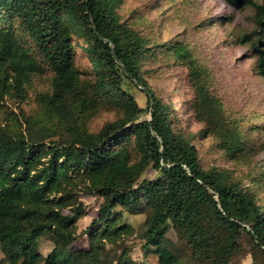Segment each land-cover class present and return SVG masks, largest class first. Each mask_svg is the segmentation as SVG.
Instances as JSON below:
<instances>
[{
	"label": "trees",
	"instance_id": "1",
	"mask_svg": "<svg viewBox=\"0 0 264 264\" xmlns=\"http://www.w3.org/2000/svg\"><path fill=\"white\" fill-rule=\"evenodd\" d=\"M222 1L235 11L253 9L254 30L227 44L247 46L264 79V0ZM122 4L0 0V264H147L151 257L155 264H231L242 232L264 257V178L244 186L221 166L205 167L195 147L200 136L230 162H245L257 152L251 133L264 132V122L243 126L228 118L194 53L155 41V20L143 29L123 21ZM214 19L231 21L226 14ZM77 52L90 66L87 79ZM159 56L187 71L192 92L180 111L145 80L146 63ZM34 77L49 80L36 97L38 111L17 112L10 105L24 102ZM123 79L143 88L148 118L140 120L143 109ZM101 112L116 118L93 131ZM183 117L198 131L183 127ZM48 133L57 139L47 140ZM148 169L158 176L141 180ZM83 195L101 203L84 232L88 250L76 258ZM126 210L144 221L137 228L125 223ZM169 226L176 243L166 237ZM134 246L141 262L132 258Z\"/></svg>",
	"mask_w": 264,
	"mask_h": 264
},
{
	"label": "rangeland",
	"instance_id": "2",
	"mask_svg": "<svg viewBox=\"0 0 264 264\" xmlns=\"http://www.w3.org/2000/svg\"><path fill=\"white\" fill-rule=\"evenodd\" d=\"M118 13L123 21L135 28L137 24V29L146 28L148 20H155L156 31L152 36L154 40L169 45L179 43L194 53L196 61L205 71L208 89L219 97L226 110V116L243 126L256 122L255 124L261 127L264 122L262 118L264 79L257 76L255 58L248 51L247 46L243 47L238 43L227 44L237 36L254 30L255 16L252 8L235 11L222 0H123ZM224 14L231 18L230 23L214 19ZM141 15L145 20L138 18ZM144 34L148 35V31L146 30ZM170 53L173 54V51ZM170 61L171 63L167 64L164 57L159 56L156 62H147L145 80L149 89L158 98L167 103L173 101L177 106L176 109L180 111L181 100L186 99L187 92L192 91L186 82L187 71ZM76 66L82 78L87 79L90 66L80 52L76 55ZM48 83L47 77H34L26 88L24 102L10 107L17 112L20 108L25 114H35L39 108L36 97L48 89ZM122 86L143 109L140 120L148 118L147 97L143 90L125 79L122 81ZM115 118L114 112H101L91 121L90 127L93 131H97L105 122ZM182 126H186L191 132H197L199 128L185 121V118ZM251 138L256 140L257 152L245 162H230L222 153L214 152L212 140H204L200 136L195 141V147L198 158L205 167L210 164L221 166L232 172L244 186H251L253 180L264 178V132L262 130L253 132ZM56 139L53 134H47V140ZM157 176L153 169H148L141 180H151ZM79 200L86 209V215L77 221L79 237L73 245L76 258L84 257V253L88 250L89 241L84 232L96 217L101 203L100 199L84 195ZM64 213L68 214V212ZM144 219V215H133L128 210L123 211L124 222L134 228H137ZM166 237L175 243L178 241L170 226ZM238 242L241 252L231 264L264 263V257L254 251L248 234L242 232ZM142 254L140 247H133V260L141 262ZM0 258H2L1 252ZM146 263L155 264L152 257Z\"/></svg>",
	"mask_w": 264,
	"mask_h": 264
},
{
	"label": "water",
	"instance_id": "3",
	"mask_svg": "<svg viewBox=\"0 0 264 264\" xmlns=\"http://www.w3.org/2000/svg\"><path fill=\"white\" fill-rule=\"evenodd\" d=\"M107 44H109L110 46V49H111V52H112V55H113V58L114 60L117 62V64L119 65V67L121 68V70L125 73L126 76H128V72L127 70L125 69V67L122 65V63L120 61L117 60L116 56H115V48L114 46L109 42V41H105ZM138 88L142 89L141 87L137 86ZM151 119V118H150Z\"/></svg>",
	"mask_w": 264,
	"mask_h": 264
}]
</instances>
